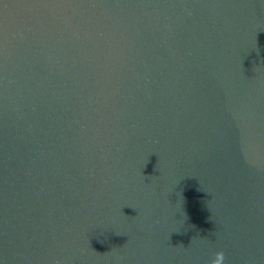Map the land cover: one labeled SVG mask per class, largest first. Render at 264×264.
<instances>
[{"label": "water", "instance_id": "obj_1", "mask_svg": "<svg viewBox=\"0 0 264 264\" xmlns=\"http://www.w3.org/2000/svg\"><path fill=\"white\" fill-rule=\"evenodd\" d=\"M264 264V0H0V264Z\"/></svg>", "mask_w": 264, "mask_h": 264}, {"label": "clouds", "instance_id": "obj_2", "mask_svg": "<svg viewBox=\"0 0 264 264\" xmlns=\"http://www.w3.org/2000/svg\"><path fill=\"white\" fill-rule=\"evenodd\" d=\"M225 255L222 251L216 252L214 258L211 261V264H224Z\"/></svg>", "mask_w": 264, "mask_h": 264}]
</instances>
